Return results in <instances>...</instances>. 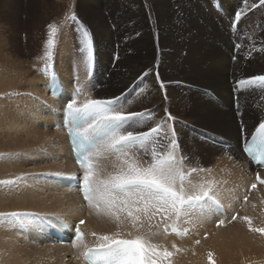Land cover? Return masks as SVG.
<instances>
[{"label":"bare ground","instance_id":"bare-ground-1","mask_svg":"<svg viewBox=\"0 0 264 264\" xmlns=\"http://www.w3.org/2000/svg\"><path fill=\"white\" fill-rule=\"evenodd\" d=\"M41 1L46 6L51 0ZM219 1L224 11L222 14L204 10V6L213 2L211 0H111V15L119 19L115 32L109 23L102 22L107 21L106 15L98 7L106 4L102 0L87 1L88 10L93 12L90 18H87L89 23L84 27V30L89 32L87 59L75 65L72 62L74 58L71 49L65 52V47L61 62L65 71H62L58 64L52 66L62 76L67 88L74 86L77 76L76 85L83 88L78 98L80 104L89 98L119 97L120 110L125 113L144 112L151 104L140 100L148 96L153 100L152 107L156 106L154 110L149 109L152 118L158 119V122L165 118L167 109L174 118V124L171 120L169 122L173 124L175 138L179 142L176 156L179 158L183 154L187 157L183 166L185 172L196 169L186 178L185 186L198 191L201 185H211L216 201L225 206L227 214L231 216L238 212V220L234 225L232 223L228 224L227 228L216 227V222L224 218V215H216L213 203L206 214L182 217L177 223V227L187 230V236L178 237L169 233L165 235L163 232L151 235V242L163 245L169 251H174L173 244L180 242L177 245L180 246V254L175 253V256L179 257H174L176 260L171 257L172 264H264V235L251 231L248 222H242L243 217H248L252 228H264V184L256 180L257 172L264 178V170L253 167L242 152V141L247 140L261 122L250 127L249 121L255 113L252 103L258 96L263 97L258 106L263 111L259 114L264 112V90L258 87L238 88L236 85L239 79H246L256 73L264 74V51H261L264 48V34L261 39L255 40L252 31L246 33L249 27L262 29L264 33V6H259L258 0H248L246 9L243 4L232 7L227 0ZM216 3L213 2V8ZM253 3L257 4V9L262 10L261 15L257 16V11L249 8ZM237 11H242L244 15L238 24L237 33L234 34L230 24ZM0 20L12 22L7 15L0 14ZM241 41L244 44L237 51V59L233 64L234 72L230 74L232 62L226 60L232 58L233 50ZM91 43L97 48L99 55L96 73L90 83L88 75ZM116 53L119 54L118 60L113 59ZM112 64L115 65L114 69ZM148 69H151V72L140 79L142 73ZM103 73H110V78L104 81ZM188 74L190 81L185 77ZM40 77L29 81L31 90L37 96L28 101V108H21V111L15 108L16 111L9 112L0 104V162L3 163V167H0V181L24 177L20 181L24 187L19 190H16L15 184H0V213L33 211L37 214L31 223L23 226L0 221V264H86L82 257L76 258L79 250L72 245L51 244L44 235L45 222L39 217L51 223L57 217L72 224L86 219V235L83 239L89 246H96L97 236L114 233L117 226L103 214L97 215L90 209L75 189L47 181L49 174L42 173L50 171L55 175L75 176L78 169L74 165L69 142L63 130L52 128V117L48 114L46 104L55 102L45 87H42L49 77ZM233 84L238 88L236 94L231 89ZM139 85H142L143 91L138 90ZM13 86L14 84L8 88ZM181 91H185L188 98L195 93L194 104ZM235 101L238 103L239 113L233 108ZM185 115L195 118L194 123L191 122L192 125L189 123V128L177 124ZM147 119L149 122L148 117L143 120L139 118V124L134 127L139 130L138 127L142 128ZM190 128L196 129L193 131ZM194 136L206 138V142L200 140L205 149L201 156L195 153V144L191 143V137ZM58 139L63 141L61 146L58 145ZM222 143L231 144V148H222ZM184 146L191 148L188 154ZM134 150L131 152H135ZM221 150L228 156L223 159H220L221 156L215 157V167L206 169L197 165L199 162L207 163L210 160L207 154L218 156ZM137 151L136 149L135 153ZM42 153L46 155L42 156ZM102 156L104 158L95 160V166L101 170L102 176L119 170L114 166L117 164L116 157ZM105 158L108 160H103ZM144 159L141 158V163H144ZM146 159L150 160V157ZM47 160L49 165H45ZM108 161L110 163H106ZM253 183H256L257 187L250 191ZM246 196L249 198L245 203L242 200ZM152 223L155 224L156 220ZM243 223H246L248 228L244 229L243 225H240ZM236 226H242L243 229L240 227V231ZM141 231L148 230L145 228ZM93 232L97 236H93ZM152 232H157V229L153 228ZM232 234L237 243L242 242V246L238 248L233 239L238 249L230 251L228 245L233 243L232 237L231 243L226 245L227 248L222 245ZM34 237H37V242ZM196 240L200 241V245H188ZM222 247L224 250L226 248V251ZM209 253H212L211 262Z\"/></svg>","mask_w":264,"mask_h":264},{"label":"snow or ice","instance_id":"snow-or-ice-1","mask_svg":"<svg viewBox=\"0 0 264 264\" xmlns=\"http://www.w3.org/2000/svg\"><path fill=\"white\" fill-rule=\"evenodd\" d=\"M258 2L259 6H264V0ZM243 3L247 6L248 0H243ZM256 7V3L251 4V8ZM69 12L70 15L60 23L63 25L70 20L83 28L78 15L71 12V9ZM243 15L242 11L235 12L230 27L238 25ZM47 27L49 31L44 56L51 60V49L59 27L56 23H50ZM83 36L87 44L89 32L84 30ZM261 51H264V48ZM50 66L46 65L45 74ZM150 72L151 69L146 70L140 79ZM236 85L238 88L258 87L264 90V74L239 79ZM163 86L161 83V87ZM49 87L52 88L53 94H56L57 84L54 76ZM80 91L81 87L78 85L75 92ZM119 99L89 98L80 104L76 94H73L64 105L63 127L71 137L77 163L82 169V177L76 178L79 190L90 209L97 215L103 214L117 226V231L111 234L97 236L93 232L92 235L97 236L98 242L95 247H89L84 242L80 228L85 221L80 220L75 226L72 247L79 250L76 258L82 257L86 264H172L170 258L181 249L173 244L174 251H169L163 245L151 242V235L160 232L167 235L169 231L179 236L186 235V231L177 227L181 218L202 216L218 201L211 185H201L198 191L185 186L186 178L196 169L185 172L183 166L187 157L183 154L179 158L176 156L179 142L175 138L174 118L168 110L165 109V118L160 123L149 126L146 131L137 130L134 125L139 124V118L146 116L151 119V111L125 113L117 108ZM169 120L173 121V124L169 125L170 137L163 131V124ZM93 149L97 155L103 151L115 156L117 164L114 166L119 170L102 176L101 170L91 159L90 150ZM132 149H137V153H131ZM244 151L258 165L264 166V120L255 128L252 142ZM148 157L150 161L146 159ZM141 158H145L144 163H141ZM23 179L21 176L15 180L0 181V184H16ZM256 180L264 184V178H261L259 172L256 174ZM256 187V183L251 185L252 189ZM36 215L26 212L0 213V221L23 226L31 223ZM236 218L235 215L231 217L232 220ZM242 219L248 221L251 231L264 235V228H252L248 217ZM153 220H156L155 224L152 223ZM224 223V220H219L217 226ZM145 228L147 232L141 231ZM153 228H156L157 232H152ZM195 242L200 243L199 240ZM208 258L211 262L212 253L208 254Z\"/></svg>","mask_w":264,"mask_h":264},{"label":"rangeland","instance_id":"rangeland-1","mask_svg":"<svg viewBox=\"0 0 264 264\" xmlns=\"http://www.w3.org/2000/svg\"><path fill=\"white\" fill-rule=\"evenodd\" d=\"M87 1H91V0H51L50 3L49 4L46 3V6H45L41 0H1L2 3L0 2V12H1L0 14L3 16L7 15L9 17V20H12V22H10L11 24L9 22H6V20H0V39H1L0 44H3V46L0 45V104H3L4 110L12 112L14 110L16 111L15 108H17L19 111H21V108H25L27 106V103L29 100L35 99L37 94L31 90V88H30L31 83L30 82L32 80H34V78L35 79L37 77L39 78L41 75L46 77L41 72L42 68H45L46 65H51L50 67H48V68H51L52 66L58 64L59 68L62 69V71H65V68L61 64L62 59L64 58L62 53H63V50L65 49V47H66L65 52L68 51L69 49H71V51H72L71 54L73 55V58H74L72 60V62L75 65H78L79 63H81L82 60L87 59L86 53L88 50L89 38H88V43L86 44L85 38L83 36V31H84V27H85L86 23L87 22L89 23L87 18H90L91 14L93 13L90 11V9L88 10V6L86 3ZM102 1L106 5H104L103 7L97 6L99 8V10L104 15H106L105 17H106L107 21L102 20V22L104 21L107 24L109 23L108 25L109 26L111 25L110 27L115 32L117 30L116 27L119 24V19H116L111 15V12L113 13V11H111L112 9L110 7L111 4H109L111 0H102ZM211 1H213V2L215 1V3L220 2L219 0H211ZM7 2H9V3H7ZM213 2H211L210 5L204 6V10L206 12H210V10L216 11L214 9L215 7L213 8ZM227 2L232 7H235L236 4H237V6L239 4H241V5L243 4V7L245 9L248 8V5H249L248 4L247 6H245V4L243 3V0H227ZM1 7H3L4 9H1ZM81 7L83 8V11H81ZM249 8L251 10L253 9V8H251V6ZM69 9H71V12H75L78 15V19L82 23L83 28H81L77 24H73L70 20L66 21L63 25L60 23L61 21L65 20L66 16L70 15ZM108 10H109V12H108ZM255 10L257 11V16L261 15L262 10L257 9V7L255 8ZM57 15L60 18H58ZM50 23H56L57 26L59 27V31H58L57 35L54 37V45L51 49V52H52L51 60H48L44 56V53L47 50L46 42L48 39L47 33L49 31L47 26ZM229 24H230V21H229ZM45 26H46V28H45ZM99 27L102 28L101 26H99ZM43 28L46 30H44ZM89 31H91V30H89ZM250 31H252V34H255L254 35L255 40H259L263 37L262 35L264 33H263L262 29L259 30V28L249 27L246 30V33H249ZM92 32H93V30H92ZM92 32H90V33H92ZM256 33H260V34H256ZM33 38H34V40H33ZM4 40H6V41H4ZM239 40H241V39H238V41ZM1 42H4V43H1ZM90 48H91V51L94 49L93 51H95L97 56L99 55L97 48L92 43L90 44ZM234 51H235V49L233 50V53H234ZM113 59L118 60L119 54H117V53L114 54ZM226 61L232 62L231 68L229 69V72L231 74L232 72H234L233 71V68H234L233 64L236 62V60H232V58L230 59V57H229V58H227ZM19 66L21 67V69ZM112 67L114 69L115 65L112 64ZM11 69H12V71H11ZM218 72H220V71L218 70ZM109 74L110 73H103L102 74V76L105 77L104 81H106V79L108 80L110 78ZM259 74L262 75V73H259ZM259 74L256 73V75H259ZM252 76H254V75H252ZM185 77L190 81L191 77L189 76V74L186 75ZM75 78H77V76H75ZM71 80H72V78H71ZM82 80L84 81V78ZM75 81H77V80H75ZM75 81H74V83L77 84L78 82H75ZM19 82H21V83H19ZM13 84H14V86L12 88L10 87V89H9L8 87L10 85H13ZM15 84L18 87H16ZM89 86L91 88L90 84H89ZM235 86H236L235 84H233L231 86V89H232L234 94H236L238 91V88H235ZM42 87H44V85H42ZM71 87H73V86H71ZM14 88H16L17 90ZM143 89L144 88L142 87V85L138 86V90H143ZM27 90H31V91L28 92ZM132 93H134V92H132ZM181 93L186 98H188V95L186 94L185 91H181ZM195 97H196V94L192 93L191 96L188 98V100L192 104H194L193 99ZM262 99H263L262 96H258L256 98V101H254L252 103V106L255 110V113H254V117L249 121L251 124L250 127L251 126L254 127L257 123L264 120V112L262 115H260L259 113L262 112L263 110H261L258 107L260 104V101H262ZM145 100L147 101V104L150 102V104H151L150 108H153L152 110H154L156 108V106L152 107V106H154L153 100H151V98H149L148 96L142 98L140 100V102H144ZM160 102L163 103L164 101H160ZM233 105H235V104H233ZM26 108H28V107H26ZM150 108H147V110H149ZM233 108L239 113L238 106H237V108H235V106H233ZM145 117H141L140 120L145 119ZM183 118L184 119H182L181 121H178V122L176 121L177 124L181 125L182 127L185 125L184 127L189 128L191 122L194 123V121H195V118H190V116H188V115L183 116ZM169 121L167 123L163 124V131L166 132L168 134V136L170 137L171 136V130L169 128V125L172 123ZM146 122H148V119L145 120V125H143L142 128L138 127V129L139 130H147L149 126H155L156 124L160 123L161 121L158 122V119H154L151 117V119L149 120V122L147 124H146ZM186 124H189V126H186ZM193 126L197 127L196 125H193ZM190 129H192V128H190ZM195 129H192V130L194 131ZM249 131L250 130H248V132ZM242 136H244V135L242 134ZM175 137H176V133H175ZM55 138H58V137H55ZM198 138H200V139H198ZM198 138L195 136L191 137V140H192L191 143L193 145L195 144L194 145L196 147L194 150L195 153L199 154L201 156L202 153L205 152V149H204V147H202L203 145L201 144L200 140L203 142H206V138H203V137H198ZM57 141H58L59 146H61L63 144L62 140L58 139ZM217 146H220V145L217 144ZM183 148L187 154L191 150V148L189 146L188 147L184 146ZM225 149H227V148H225ZM184 150H183V152H184ZM227 150H229V149H227ZM134 151L136 152V149ZM135 152H133V153H135ZM223 152L224 151L221 150L220 153H218V156H213L212 154H207L208 158H210V160L207 163L199 162V163H197V165H201L200 167H203L206 169L207 168L208 169L213 168L217 165L216 164L217 161L213 160L215 157L220 158V156H221L220 159H223L224 157L228 156V155L225 156L226 153L225 152L223 153ZM41 155L45 156L46 153L45 154L42 153ZM195 158L197 159L198 157H195ZM63 162L65 163L66 160L64 159ZM106 163H110V162L108 161ZM0 164H1L0 167H3V163L0 162ZM49 164L50 163L47 160V162H45V165H49ZM42 173L49 174L47 177V181H52V182H53V177L58 176V175L52 174L50 171H44ZM245 173H247V169H245ZM253 175L254 174H252V176ZM14 186H16V190H19V188L24 187L21 182L16 183ZM46 189H47V191H49L48 188H46ZM242 201L245 203L247 202V201H244V199ZM28 212H31V211H28ZM32 213H33V211H32ZM263 213H262V217L264 216ZM228 215H229V213H228ZM39 218L42 221H45V218L44 219H43V217L42 218L39 217ZM56 218L57 217H55L54 220ZM186 218H189V217H186ZM236 220H238V217L235 219V221ZM235 221L232 222L233 225H234ZM242 222H248V221L243 219ZM232 223H229V225H231ZM227 225L224 227L227 228ZM240 225H243L244 229H245V227L248 228L246 226V223H243ZM240 227H242V226H240ZM243 227H242V229H243ZM235 228H238V227L236 226ZM211 230H213V228ZM240 231H241V228H240ZM207 235H208V232H207ZM205 236H206V234H205ZM233 236H234L233 234H232V236L229 235L228 238L225 239V240L228 239L229 242H227L228 241L227 240V241H225L226 244H224L225 243L224 242L222 245L226 248L229 246L230 249L229 248L228 249L230 251L238 249L239 246L240 247L242 246V242L240 241V244L237 243V241H236L237 239L235 238V236L234 237ZM230 238L232 239V241H233V239L235 240V242L238 245V248H237V245L234 241H233V243H231ZM34 240L37 242V237H34ZM178 243H180V242H177V245H179ZM189 244H194L195 245L194 247H196L197 245H200V243L197 244L195 241L188 243V245ZM227 244H230L231 246L230 245L226 246ZM226 248L224 250L222 247V249L224 251H226ZM232 248H234V249H232ZM228 249H227V251H228ZM178 253L180 254V252H178ZM188 253H190V252H188ZM181 255H185V254H181ZM174 257L178 259L179 256L174 255L171 259L173 260ZM174 260H176V259H174Z\"/></svg>","mask_w":264,"mask_h":264}]
</instances>
